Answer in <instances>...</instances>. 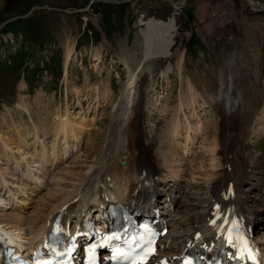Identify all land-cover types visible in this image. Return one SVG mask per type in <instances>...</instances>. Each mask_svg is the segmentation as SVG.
I'll return each mask as SVG.
<instances>
[{"label":"rangeland","instance_id":"obj_1","mask_svg":"<svg viewBox=\"0 0 264 264\" xmlns=\"http://www.w3.org/2000/svg\"><path fill=\"white\" fill-rule=\"evenodd\" d=\"M90 1L0 0V26L7 20L26 14L32 7H42L0 29V175L7 176L6 180L11 185H17L18 189L13 190L17 193L22 191L20 189H28L26 195H32L28 181L22 179L23 185L21 178L28 176L27 167L31 166L29 163H35L33 155L41 150L42 145L48 155L51 146L57 140L59 143L62 141L53 133L59 118H68L76 129L85 130L76 134L79 138L76 143H81L78 144L80 150L75 143L76 147L70 153L79 152L68 156L61 164L57 163L54 169L51 165L46 166L40 179L43 175L49 176V172L46 173L49 167L54 173L66 170L67 165L73 166L71 170L79 171L88 164L92 158L85 159L84 155L86 144H90L92 139L90 134L101 132L103 136L98 142L104 147L110 131H114L111 125L128 79L127 67L134 72L143 55L140 33L143 26L140 21H167L173 14L172 5L162 0H130L122 4H89ZM86 6H89L86 12H65ZM179 6L180 10L173 15L175 43L171 56L159 64L164 76L144 80L143 98L138 100L136 107L139 118L134 117L129 127V137L134 146L132 151L138 153L139 156L135 155L142 165H160L162 156L171 154L172 146L177 145L169 144L170 132L176 122L181 123L182 129L184 121L196 128V122L200 120L209 137L226 133L230 121L226 125L223 119L217 120L207 98L208 95L215 97L221 90L218 85L229 79L224 86L228 94L236 88L237 94L232 101L234 109H248L244 105L246 90L255 92L260 104L243 125L240 144L244 150L236 148L234 151L244 156L248 152L252 158H259L264 154V135L255 134L259 129L264 130V120L259 122L264 109V9L254 11L243 0H186ZM68 52L70 59L65 64ZM245 80L249 81L248 89L241 85ZM191 101L195 105L193 111L187 107ZM143 103H147V111L140 114ZM179 105L182 112L177 109ZM229 105L223 104L221 111L228 113ZM238 119L234 120L235 125ZM211 126L215 127L210 133L208 127ZM238 134L233 132L232 137ZM192 137L198 142L202 140ZM3 140L15 152V159L21 153L32 155V159L27 161V165L20 163L21 168L15 171L12 160L5 162L7 156L6 146L4 148L1 144ZM72 140L69 137L68 143L74 142ZM178 142L176 151L183 154V141L178 139ZM198 142L186 158L194 161V167L198 162H203V165L208 162ZM211 144L212 139L208 138L204 145ZM247 158L250 164L252 160L246 157V161ZM261 161L263 167L264 159ZM17 178L20 183L13 184ZM29 182L34 184L33 179ZM252 184L259 186L255 180ZM46 187L45 184L38 188L36 196H31L32 205L44 200L48 191ZM243 188L245 191L252 186ZM191 193H188V198H191ZM247 194L248 208L264 207L260 202L255 203L259 192L251 190ZM162 198L163 194L161 201ZM31 204L26 205L23 213L20 210L7 212L18 214L16 216H21L28 223L35 211V205ZM174 210L178 211V205ZM255 238L264 242V231Z\"/></svg>","mask_w":264,"mask_h":264},{"label":"bare ground","instance_id":"obj_2","mask_svg":"<svg viewBox=\"0 0 264 264\" xmlns=\"http://www.w3.org/2000/svg\"><path fill=\"white\" fill-rule=\"evenodd\" d=\"M248 2L254 11L264 9H259L257 7L258 3L253 0H248ZM170 4L173 8V14L167 21L155 19H149L145 22L140 21L143 26L140 30L143 38V55L134 72L127 67L128 79L116 107L115 120L112 119L114 121L111 126L116 132L110 131V136L107 139L105 138L106 144L104 147L98 142L103 136L101 132L97 131L93 136L90 134L91 137L89 138L93 140L89 141L90 144H86L84 155L85 159L92 158L87 162L88 164L79 171L71 170L70 168L73 167L71 165H67L66 170L55 171V174L49 170V176L46 174L47 178L43 175L45 181L43 178L40 179L46 166L54 165L55 167L57 163L67 160L72 154L78 153L80 150V145L78 144L81 143H76L79 139L76 134L77 131L80 134V132L82 133L85 130L76 129L72 121L63 117L59 118L58 124L53 130L54 136L58 137V139L61 137L62 141L59 143L60 140H57L51 146L48 155L46 154V147L42 145L41 150L33 155L35 163L31 164L28 162L31 165L27 167L28 176L26 175V178L22 176L21 183L25 185L22 179L28 181L33 190L31 194L35 196L38 188L45 186V184L48 186L46 187L48 191L44 200H38L34 204L35 211L29 217L28 223L21 216H16L18 214H8L10 212H7V210L16 211L20 210L24 205L29 206L32 203V195H26L28 189H20L22 191H19V193L13 191L18 189L17 185H11L6 180L7 176L0 175V240L2 245L7 246L16 241H26L27 246L33 245L42 236L56 212L61 209L64 210V218L68 219L75 216L79 219L84 211L89 216L91 207L94 214L97 208L106 204L107 200L119 199L127 202L130 207H140L145 202V207L148 206L151 210H160L161 217L166 219L170 230L162 240L164 249L160 252L159 257H176L185 247L195 243L198 244L197 248H205L209 245L207 242L212 243L213 246L222 244L224 237H220L219 233L227 231L225 228L228 223L232 222V219L233 221H236L237 218L242 219L248 231H244V233L246 232L245 235L249 237L251 232L259 234L264 229V207L253 210L248 208L247 205L249 202L247 193L251 190L259 192L255 197V203L260 202L264 205V189L262 188L264 184V166L262 167L261 161V159H264V154L259 158H252V156L247 155L248 152L244 156V154L240 155V152L234 151L236 148L244 150L240 144L244 129L243 125L250 118V113H255L257 108L260 107L255 92L246 90L244 96L246 104L244 105L248 109L243 110L240 107L234 109L232 101L235 100V95L237 94L236 88L234 87L228 94L224 85H227L229 79L226 80L227 82L220 81L221 84L218 86L221 90L218 91L217 95L215 97L208 95V98L206 96L204 99L207 98L209 100L208 103L217 120L223 119L226 125L227 121H230L226 133L223 134L221 132L220 135L214 134L209 137L205 125L200 120L196 122V128L191 126L190 122L184 121L185 127L183 129L181 123L173 121L175 124L170 132L169 144L171 146L175 143L179 145L178 139H181L185 150L183 154L177 153V145H174L172 146L171 154L162 156L161 163H158L160 165L151 164L146 166L139 161L138 153L132 151L134 146H132L131 136L129 135L131 132H129V127H131L134 117L137 116V119L139 118L136 115V107L138 100L142 101L143 98L144 80L150 77L164 76V71L161 70L159 64L171 56L170 51L173 43H175L173 15L180 10L181 6H179V3L172 1ZM69 53L66 55L65 64L69 62ZM241 85H245L248 89L249 81L245 80ZM229 103V112L227 113L226 110L224 112L221 111L223 104ZM193 104V101L189 105L187 104V107L192 111L195 106ZM177 109L182 112L181 105ZM146 111L147 103H143L140 114H144ZM235 116L237 117L235 118ZM238 117L239 119L235 125L234 120L236 121ZM263 117L264 109L259 122L262 119L264 120ZM126 123L123 134L121 129ZM214 127H208L210 128V133L214 130ZM257 131L255 134L264 135V130L259 129ZM233 132L239 133L238 136L232 137ZM192 136H196L198 139L201 138V142H198ZM69 137H72V141H74L70 142L71 144L68 143ZM208 138L212 139V144L205 146L204 144L208 141ZM196 142L200 144L201 150L204 152L203 157H206L208 162L205 165L202 164L203 162L201 164L198 162V166L194 167V161H188L186 158L189 156L190 150L196 148ZM5 143L4 140L1 142L4 148L6 146L7 158L5 157V162L12 160L13 164H15V167H13L15 171H18L22 164L27 165V161L32 159V155L27 153H21L18 159H15V156H13L15 152L10 147H7ZM75 143L79 146V150L70 153L76 147ZM143 151L145 152V149ZM182 155L183 158H181ZM246 157L252 160L250 164L248 163V158L246 161ZM79 159L80 156L76 158V163H78ZM121 161L126 163V167L123 168L125 165H119ZM32 179L34 181L33 185L29 182ZM253 180L259 186L253 185ZM19 183L18 178L13 182V184ZM167 183H170L171 188H165ZM250 184L252 188H247L244 191L242 187ZM159 185L165 187L158 188ZM181 190L183 191L182 196L178 197L174 194L182 193ZM163 193L165 196L171 197L169 204L157 207V198ZM188 193L192 194L191 198H188ZM18 197H22V199L18 200ZM16 203L21 206L13 208ZM177 205L178 211L172 214L171 209ZM101 212L98 211L97 215L100 216ZM212 220L214 225L211 226L209 221ZM213 230L218 235L216 240L212 233ZM197 233L200 235L198 241L195 239ZM208 236L210 237L206 238ZM199 240H201L200 243ZM169 241L170 243L166 246L165 244ZM259 257L264 262L263 247Z\"/></svg>","mask_w":264,"mask_h":264},{"label":"water","instance_id":"obj_3","mask_svg":"<svg viewBox=\"0 0 264 264\" xmlns=\"http://www.w3.org/2000/svg\"><path fill=\"white\" fill-rule=\"evenodd\" d=\"M129 1H130V0H91L89 4L94 3V2H104V3L122 4V3H125V2H129ZM163 1H165V2H167V3H169V4H170L171 1H172V2L174 1V2L179 3V4H183L186 0H163ZM243 1L246 2L248 6L250 5L249 7L251 8V4L248 2V0H243ZM257 7H259V9H260V8H264V2H259L258 5H257ZM41 8H42V7H38V6L32 7L31 10H30L29 12H27L26 14H24V15H22V16H17V17H15V18H12V19H10V20L5 21V22L0 26V29H1L5 24H7V23H9V22H11V21L17 20V19L26 18V17L30 16L35 10H39V9H41ZM46 9L49 10L50 8L47 7ZM88 9H89V6H86V7L83 8V9L65 10V12H67V13H71V12H86V11H88Z\"/></svg>","mask_w":264,"mask_h":264},{"label":"snow or ice","instance_id":"obj_4","mask_svg":"<svg viewBox=\"0 0 264 264\" xmlns=\"http://www.w3.org/2000/svg\"><path fill=\"white\" fill-rule=\"evenodd\" d=\"M249 258H251V256Z\"/></svg>","mask_w":264,"mask_h":264}]
</instances>
